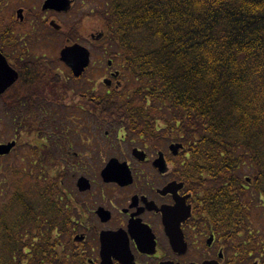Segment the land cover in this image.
<instances>
[{"label":"trees","instance_id":"obj_1","mask_svg":"<svg viewBox=\"0 0 264 264\" xmlns=\"http://www.w3.org/2000/svg\"><path fill=\"white\" fill-rule=\"evenodd\" d=\"M98 1L100 46L126 86L104 93L102 119L181 139L183 172L264 238V0ZM29 145L28 160L0 158V264H65L60 165L35 163Z\"/></svg>","mask_w":264,"mask_h":264},{"label":"flooded vegetation","instance_id":"obj_2","mask_svg":"<svg viewBox=\"0 0 264 264\" xmlns=\"http://www.w3.org/2000/svg\"><path fill=\"white\" fill-rule=\"evenodd\" d=\"M69 1L61 12L43 11L44 2L42 12H34L32 0L31 7L5 6L0 14L3 34L14 38L0 50L18 74L0 97L4 111L34 118L35 163L47 155L63 166L65 264H264L263 236L247 237L244 228L236 229L245 222L229 221L228 207L214 191H205L200 176L183 172L188 145L168 136L166 128H110L119 148L103 128L68 127L65 116L75 110L101 121L102 102L95 86L87 91L82 85L90 70L102 71L90 64L76 78L60 59L66 45L80 44L73 37H84L82 17L61 16L81 12L86 0ZM63 37L54 50L55 39ZM120 76L115 70L104 77L110 90L123 87ZM11 96L13 106L7 103ZM76 97L79 102L70 103ZM112 160L124 165L123 172L106 181L102 172ZM82 179L87 183L79 186Z\"/></svg>","mask_w":264,"mask_h":264},{"label":"rangeland","instance_id":"obj_3","mask_svg":"<svg viewBox=\"0 0 264 264\" xmlns=\"http://www.w3.org/2000/svg\"><path fill=\"white\" fill-rule=\"evenodd\" d=\"M45 0H34V12H42L41 11V5ZM20 3V4H19ZM19 4V5H18ZM32 0H0V14H3V8L5 6L13 7L15 5L21 6V7H31ZM99 7V1L98 0H86L83 10L81 12H84L86 16H82L80 11L74 10V13L68 14V15H62L61 20L66 21V20H74L77 18L82 17L83 23H82V34L84 37L81 38H72L71 41L78 42L83 46H86L92 51V66L94 65V68L92 70H100L102 71L101 74L96 75L91 72V70L86 74L85 80L82 81L83 87L89 91L92 86H95L96 89H98L97 94L100 96L102 94V97L104 93L107 92L108 88L104 85V77L109 78V74L115 70L119 71V63L118 62H113L112 67H108V61L110 60V57L107 56L108 53H106L103 49L101 48H94V44L99 43L98 38L99 34L105 33L103 29V24L102 22L94 15L91 13L95 12L96 8ZM12 12V11H11ZM6 12L7 14H11ZM3 17V15H2ZM1 21V18H0ZM74 22V21H72ZM1 29V27H0ZM3 30H0V45H3L4 43H9L8 40L13 41V37L7 36L3 34ZM92 35L97 36L96 38H92ZM2 36H5L6 39L3 40ZM20 39V38H19ZM62 39L63 42L65 41L64 37L60 38V40L57 41V38L55 39L54 45L52 48L56 50L60 44H62ZM20 43L22 44L23 42L20 40ZM51 47V46H50ZM49 47V48H50ZM6 53V52H5ZM87 79H90L87 80ZM123 81V87L121 89H118L119 91L123 90L126 88ZM116 91V89L114 90ZM89 93V92H88ZM74 97V96H73ZM80 97H76L72 100H70V103H76L79 102ZM5 107L3 106V101H0V142L2 143H7L12 140H18L20 143V146L16 151H14L10 157H8L9 161L6 162L7 164H17L22 160H28L31 156L29 154V149L30 147L33 148L29 144H34V128L29 129L32 127V125L27 121V115L26 113H20L14 112V111H4ZM96 116V115H95ZM92 113L90 112H79L76 111L73 112L71 111L69 116H65L67 122L66 124L68 125L69 128H103L102 129V134L105 136V132L109 131L112 133V142L118 143L119 148H121L122 145H119L121 141H118V139L114 136L116 133L112 131L110 128H120V125L113 123L112 121L109 122L108 120L102 119L101 121L97 120V118ZM20 117H22V125L26 124L27 122V128L26 130L22 129L23 126L21 123L18 125V121L20 120ZM62 119V118H61ZM17 120V121H15ZM44 120H47V118H44ZM65 120V119H63ZM114 133V134H113ZM15 156H18V160L16 163H14L12 160L14 159ZM16 161V160H15ZM67 168V166H65ZM69 167V166H68ZM100 167V165H99ZM61 169H63V166H60ZM1 161H0V181L2 180L1 176ZM262 206V205H261ZM262 210H264V206L262 207ZM262 217L264 220V211L262 213ZM264 221L259 223L260 228L264 230ZM258 226V227H259Z\"/></svg>","mask_w":264,"mask_h":264},{"label":"water","instance_id":"obj_4","mask_svg":"<svg viewBox=\"0 0 264 264\" xmlns=\"http://www.w3.org/2000/svg\"><path fill=\"white\" fill-rule=\"evenodd\" d=\"M69 5L68 0H46L43 10L65 11ZM101 38V36H99ZM61 60L65 62L72 70L75 77H81L85 70L89 67L91 61L90 51L81 46L73 45L63 49L61 53ZM17 73L9 66L6 58L0 53V96L6 92L17 80ZM106 85H110L109 81H105ZM16 147V142L13 141L9 144L0 143V156H7ZM124 165H119L118 161L112 160L107 167L103 170L102 176L108 181V177L112 174L117 176L122 173ZM120 180V178H118ZM87 181L82 179L79 186L86 184Z\"/></svg>","mask_w":264,"mask_h":264}]
</instances>
